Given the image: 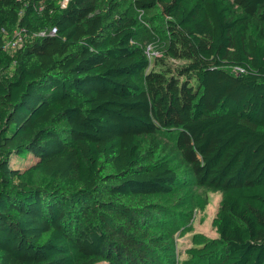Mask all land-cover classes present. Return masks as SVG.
<instances>
[{
	"label": "trees",
	"instance_id": "1",
	"mask_svg": "<svg viewBox=\"0 0 264 264\" xmlns=\"http://www.w3.org/2000/svg\"><path fill=\"white\" fill-rule=\"evenodd\" d=\"M0 264H264V0H0Z\"/></svg>",
	"mask_w": 264,
	"mask_h": 264
},
{
	"label": "rangeland",
	"instance_id": "2",
	"mask_svg": "<svg viewBox=\"0 0 264 264\" xmlns=\"http://www.w3.org/2000/svg\"><path fill=\"white\" fill-rule=\"evenodd\" d=\"M23 38L25 39L24 35ZM164 139V146L166 148L169 147V152L173 151L171 149L174 139L172 137ZM36 162L37 159L33 156H21L13 159L12 166L14 168L25 169ZM180 194L187 195L190 203L184 218L179 219L180 231L183 233V236L180 235V232L176 236L178 262L189 261L193 254L200 251V246L203 245L204 240H210L218 236L217 217L223 200L222 192L203 188L199 189L195 184H184L180 188Z\"/></svg>",
	"mask_w": 264,
	"mask_h": 264
},
{
	"label": "built area",
	"instance_id": "3",
	"mask_svg": "<svg viewBox=\"0 0 264 264\" xmlns=\"http://www.w3.org/2000/svg\"><path fill=\"white\" fill-rule=\"evenodd\" d=\"M56 32V29L53 30L52 33H55ZM23 42V37L20 33L16 34V37L13 41H11V45H12V48H17L18 46H20L19 44ZM10 43L8 44V46L10 47Z\"/></svg>",
	"mask_w": 264,
	"mask_h": 264
}]
</instances>
